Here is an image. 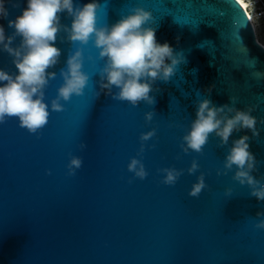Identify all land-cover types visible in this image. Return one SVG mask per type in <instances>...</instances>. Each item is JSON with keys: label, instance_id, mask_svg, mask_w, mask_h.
<instances>
[{"label": "water", "instance_id": "1", "mask_svg": "<svg viewBox=\"0 0 264 264\" xmlns=\"http://www.w3.org/2000/svg\"><path fill=\"white\" fill-rule=\"evenodd\" d=\"M5 7L8 20L15 19L25 0H10ZM132 7L152 12L156 40L183 52L186 63L168 83L157 81L154 87L160 91L150 93L152 106L141 101L132 107L103 92L95 97L103 62L89 44L83 71L90 79L82 96L62 102V112H50L37 134L19 127L16 118L0 124V264H264V231L253 227L264 202L250 197L232 173L216 174L223 170L227 147H218V139L210 136L200 154L180 149L202 98L239 110L254 107L252 115L264 119V49L256 45L250 27L239 31L255 61L254 68L248 66L231 38L232 13L224 0H107L97 25L114 24ZM181 23L199 27L192 31ZM61 24H70L64 14ZM0 25L6 36L12 33L7 20ZM204 41L211 43L198 47ZM18 44L19 37L13 46ZM55 46L61 56L50 69L57 75L44 91L46 104L55 98L62 84L59 70L75 49L59 38ZM0 69L15 72L6 53H0ZM149 111L154 115L146 123ZM257 127L258 137L251 138L247 130L233 133L228 146L248 135L249 151L258 162L253 175L264 178V125ZM153 129L155 135L138 156L139 137ZM70 156L82 160L73 176L67 175ZM132 158L143 164L145 179L127 171ZM193 160L198 171L189 175ZM164 168L183 170L175 185L160 183L157 170ZM201 173L207 187L197 198L189 197ZM229 188L232 196L226 198Z\"/></svg>", "mask_w": 264, "mask_h": 264}, {"label": "clouds", "instance_id": "2", "mask_svg": "<svg viewBox=\"0 0 264 264\" xmlns=\"http://www.w3.org/2000/svg\"><path fill=\"white\" fill-rule=\"evenodd\" d=\"M263 10L257 12L259 0H224L232 13L230 21V35L237 45V51L246 58L248 66L254 68L255 61L249 59L248 50L244 46L239 31L250 27L255 37L256 45L264 49L258 31L259 21L264 13V0H260ZM10 0H0V20H7L10 35H5V28L0 25V53H6L11 58L15 72L11 73L0 69V124L6 119L16 118L18 126L29 134H37L48 121L50 112H62L63 104L72 97H80L88 85L89 75L83 71L85 57L83 50L91 44L97 52L96 60L102 61L103 66L98 70L95 97L103 92L111 99L127 102L137 107L143 101L152 106L155 96L150 93L160 91L154 85L157 81L168 83L176 75L179 66L186 63L181 51H175L169 43H159L156 40V20L152 12L141 7H132L114 24L97 25V13L104 7L100 0H90L85 4L74 3V0H25V7L19 16L8 20V10L5 7ZM17 7L18 5H12ZM61 14L70 19L69 25L61 24ZM239 17L245 23L240 24ZM175 21V20H174ZM177 23V21H175ZM196 31L199 23H181ZM19 37V44L13 42ZM75 45L64 60V66L59 70L62 80L56 90V96L47 104L44 102V91L49 81L56 78L57 73L50 71L60 61L61 50L55 46L57 39ZM211 41H204L198 47L205 48ZM94 62L93 57H87ZM259 78L262 74L254 72ZM211 88L208 89V94ZM236 102L231 98V104ZM195 118L190 122L186 133L181 138L180 149L183 153L195 152L200 154L207 144L209 137L218 139V147H227L223 159L222 171L217 175L232 173L231 179L241 187L249 189V196L264 202V178H256L253 173L257 170V161L249 151L250 137L242 135L232 140L229 147V138L233 133L247 130L251 138L260 135L258 124L264 125V119L258 120L252 113L254 107L239 110L228 104L216 106L208 98H202L195 104ZM154 112L144 114L146 123L151 122ZM155 135V130L148 131L139 137L141 147L137 155L144 151V142ZM87 146L79 145L80 150ZM82 165L79 157L70 156L67 175L73 176ZM127 171L133 178L143 180L147 176L143 164L136 158L130 159ZM163 179L160 183L173 186L183 174V170L174 168L158 169ZM198 171L195 160L191 162L187 173L192 175ZM131 182V181H129ZM204 174L196 177L188 196L197 198L206 188ZM224 196H232V190L225 189ZM254 229L264 231V211L256 213Z\"/></svg>", "mask_w": 264, "mask_h": 264}, {"label": "rangeland", "instance_id": "3", "mask_svg": "<svg viewBox=\"0 0 264 264\" xmlns=\"http://www.w3.org/2000/svg\"><path fill=\"white\" fill-rule=\"evenodd\" d=\"M262 10H263V6L261 4V1L259 0V3L257 4L256 11L259 12ZM258 31H259L261 40L264 41V13H262L261 19L259 21Z\"/></svg>", "mask_w": 264, "mask_h": 264}, {"label": "bare ground", "instance_id": "4", "mask_svg": "<svg viewBox=\"0 0 264 264\" xmlns=\"http://www.w3.org/2000/svg\"><path fill=\"white\" fill-rule=\"evenodd\" d=\"M262 16V15H261Z\"/></svg>", "mask_w": 264, "mask_h": 264}]
</instances>
